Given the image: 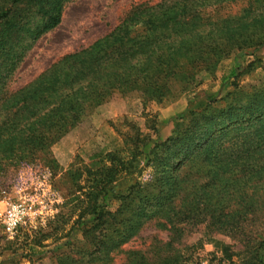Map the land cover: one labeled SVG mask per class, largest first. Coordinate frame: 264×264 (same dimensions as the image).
I'll return each mask as SVG.
<instances>
[{
  "label": "trees",
  "instance_id": "obj_1",
  "mask_svg": "<svg viewBox=\"0 0 264 264\" xmlns=\"http://www.w3.org/2000/svg\"><path fill=\"white\" fill-rule=\"evenodd\" d=\"M68 1L0 0V189L25 168L54 170L53 145L114 95L138 92L160 102L223 59L264 48V0L143 3L108 35L7 94L23 57L59 25ZM232 87L217 101L191 99L186 122L165 140L153 135L155 119L147 127L153 134L130 125L122 149L91 169L70 168L69 208L59 221L73 217L67 233L75 228L81 240L59 251L57 264H112L149 223L168 232V241L151 257L124 252L123 264H184L181 242L195 230L236 241L239 264H264V82ZM29 245L31 252L45 248Z\"/></svg>",
  "mask_w": 264,
  "mask_h": 264
},
{
  "label": "rangeland",
  "instance_id": "obj_2",
  "mask_svg": "<svg viewBox=\"0 0 264 264\" xmlns=\"http://www.w3.org/2000/svg\"><path fill=\"white\" fill-rule=\"evenodd\" d=\"M160 1L69 0L63 8L59 25L40 37L23 57L8 81L7 94L24 88L63 57L83 50L108 35L133 7L143 3L154 5ZM245 53L223 59L212 73L201 72L187 90L182 93L174 91L160 102L143 98L138 92H129L114 95L91 110L83 121L53 145L54 170L37 173L25 168L11 187L0 189V195L6 190L8 199L22 202L28 208L27 216L12 236L6 235L0 225V264H57L55 255L65 250L71 242L81 240V233L75 228L67 233L73 217L65 216V224L59 221L62 212H68L69 208L66 203L71 191L67 177L70 168L77 166L91 169L107 154L122 149V135L131 131L130 125L143 133L153 134L147 127L155 119L158 133L153 135L165 140L176 123L182 125V122H186L182 120L184 111L195 96L201 102L207 96H213L217 101L232 90L233 83L243 88L260 85L264 82V48ZM149 172V168L143 170L140 181H144ZM117 206L118 203L113 201L109 209L113 211ZM3 210L0 201V213ZM54 228L58 231H52ZM203 233L202 230H195L182 240L184 264L241 263L243 255L236 241L220 234L207 236ZM60 235L68 237L59 238ZM210 237L228 245V253H223ZM32 240L41 242L45 248L40 251L36 248L31 252L29 244ZM167 241L168 232L149 223L123 247L112 264H123L124 252L128 250L146 252L151 257L153 247Z\"/></svg>",
  "mask_w": 264,
  "mask_h": 264
},
{
  "label": "built area",
  "instance_id": "obj_3",
  "mask_svg": "<svg viewBox=\"0 0 264 264\" xmlns=\"http://www.w3.org/2000/svg\"><path fill=\"white\" fill-rule=\"evenodd\" d=\"M0 201L4 206L3 212L0 213L1 228L6 235L12 236L27 216L28 208L22 202H15L8 199L6 190L1 192ZM200 264L208 263L201 262Z\"/></svg>",
  "mask_w": 264,
  "mask_h": 264
}]
</instances>
